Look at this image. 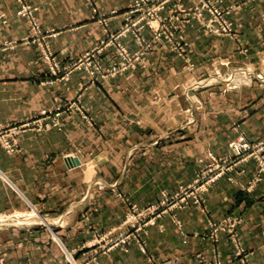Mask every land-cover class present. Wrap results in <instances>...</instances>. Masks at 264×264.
Segmentation results:
<instances>
[{
	"label": "crops",
	"instance_id": "obj_1",
	"mask_svg": "<svg viewBox=\"0 0 264 264\" xmlns=\"http://www.w3.org/2000/svg\"><path fill=\"white\" fill-rule=\"evenodd\" d=\"M27 1L38 8L44 28L59 30L51 44L63 64L102 35L86 0ZM95 1L110 9L125 8L132 0ZM225 3L235 6L231 19L241 27L248 52L239 53L232 39L220 40L195 25L189 29L197 65L191 73L158 48L144 68L121 77L93 81L85 70H76L69 81L47 84L43 79L48 69L33 46L21 44L2 53L0 127L35 117L45 108L64 107L77 96L96 124L89 125L79 113H65L61 128L25 132L17 153L0 149V214L36 211L42 219L30 223L26 214L20 217L22 225H0L7 264H66L60 242L82 258L92 228L107 230L123 221L127 204L122 196L144 205L162 190L172 192L190 182L201 166L199 157L211 149L226 151L237 125L253 141L264 137L262 0ZM18 5V0H0V13L9 15L0 27V42L28 35L26 19L15 14ZM115 20L114 25L122 22L121 17ZM216 55L232 59L210 67ZM157 64L159 74L154 70ZM217 67L224 77L215 73ZM254 169V161L247 163L239 183H247ZM241 186L226 177L218 180L208 203L217 218L230 210L242 213L240 232L253 250L252 262L264 264V180L251 193ZM180 217L181 229L169 216L149 227L148 248L161 261L191 264L199 253L208 256L212 245L195 210L181 211ZM221 249L225 260L237 264L230 244L222 242ZM101 261L152 264L135 247L103 255Z\"/></svg>",
	"mask_w": 264,
	"mask_h": 264
},
{
	"label": "rangeland",
	"instance_id": "obj_2",
	"mask_svg": "<svg viewBox=\"0 0 264 264\" xmlns=\"http://www.w3.org/2000/svg\"><path fill=\"white\" fill-rule=\"evenodd\" d=\"M86 1L91 7L92 19L102 29V35L76 59L63 64L51 44V39L58 36L59 30L44 28L37 13L38 8L27 0H18L15 14L26 19L28 35L21 39H6L0 42V63L3 52L15 49L21 44L31 45L48 69V75L43 79L45 83L53 84L56 80L69 81L71 74L76 70H85L89 78L95 81L98 78L124 76L129 70H135L139 66L144 68L148 57L159 48L166 49L173 59L182 62L184 71L191 73L197 65L193 60V42L189 29L195 25L205 34L220 40L232 39L237 44L239 53L248 52V47L240 36L241 27H237L231 19L235 6L226 5L225 0H132L125 8L110 9L101 8L95 0ZM262 5L264 7V0ZM120 17L122 22L114 25L115 19ZM8 19L9 15L0 13V27L7 24ZM132 45L136 48H131ZM229 59L232 57L216 55L214 59H210L209 66L227 65ZM154 67L156 74L162 72L160 65ZM214 71L224 77L223 71L218 67ZM38 78L42 79L43 75H38ZM43 110L52 111V114L43 118ZM65 113H79L89 125H96L87 107L77 96L69 100L64 107L45 108L35 117L0 127V149L8 155L17 153L20 151V141L25 132H42L51 127L61 128V116ZM38 122L42 123V129H39ZM235 129L236 134L228 141L226 151L219 154L211 149L199 157L201 166L195 171L190 182L179 185L172 192L164 189L155 200L144 205L122 196L127 204L123 221L107 230L92 228L91 238L82 247V258L76 257L77 250L69 251L59 243L60 239L53 238L54 242L59 243L66 264H103V255L113 251L126 253L133 247L146 254L152 264H170L169 261L157 259L150 252L146 235L149 227L156 225L165 216H169L170 221L181 229L183 221L180 212L186 209L195 210L205 222V236L212 245L208 256L199 253L191 264H230L224 258L222 242L233 247L231 255L236 258L237 264H253V250L245 244L240 232V226L244 223L242 213L230 210L217 218L208 203L209 192L214 184L224 177L231 183L241 184L242 191L246 193H251L264 180V137L253 141L238 125ZM250 161H254V173L247 183H239L238 176L245 172V165ZM2 175L0 171V176L3 177ZM30 212L33 216L29 215ZM30 212L13 211L0 214V225H22L23 222H19L20 217L26 214L30 223L42 221L38 212ZM0 264H7L1 245Z\"/></svg>",
	"mask_w": 264,
	"mask_h": 264
},
{
	"label": "built area",
	"instance_id": "obj_3",
	"mask_svg": "<svg viewBox=\"0 0 264 264\" xmlns=\"http://www.w3.org/2000/svg\"><path fill=\"white\" fill-rule=\"evenodd\" d=\"M50 114H52V111L43 110L41 117L48 118L50 116ZM58 115L59 114L57 113L56 117H58ZM56 117H54V118H56ZM38 123L40 124V125H38L39 129H42L43 128L42 123H40V122H38Z\"/></svg>",
	"mask_w": 264,
	"mask_h": 264
},
{
	"label": "bare ground",
	"instance_id": "obj_4",
	"mask_svg": "<svg viewBox=\"0 0 264 264\" xmlns=\"http://www.w3.org/2000/svg\"><path fill=\"white\" fill-rule=\"evenodd\" d=\"M30 215H32V214H30ZM36 216H37V215H36ZM36 216H35V217H36Z\"/></svg>",
	"mask_w": 264,
	"mask_h": 264
}]
</instances>
